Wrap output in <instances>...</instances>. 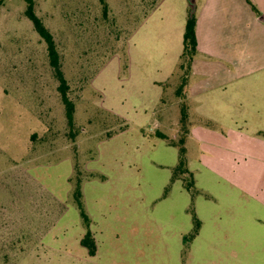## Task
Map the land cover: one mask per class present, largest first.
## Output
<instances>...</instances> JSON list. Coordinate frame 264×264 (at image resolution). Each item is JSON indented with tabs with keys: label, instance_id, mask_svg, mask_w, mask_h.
<instances>
[{
	"label": "rangeland",
	"instance_id": "obj_1",
	"mask_svg": "<svg viewBox=\"0 0 264 264\" xmlns=\"http://www.w3.org/2000/svg\"><path fill=\"white\" fill-rule=\"evenodd\" d=\"M34 1L60 54L74 127L25 1L5 0L0 264H264V231L246 228L244 196L206 207L205 233L184 243L193 230L191 209L201 220V177L215 194L224 188L201 170V147L187 139L190 123L179 115L186 102L177 94L186 22L208 0ZM255 32L239 33L244 44L231 60L264 64V39ZM219 93L237 96L211 102L218 126L264 129L263 71ZM182 137L198 174L197 195L182 180L171 183L179 161L172 144ZM79 187L89 228L75 200ZM88 230L95 256L81 244Z\"/></svg>",
	"mask_w": 264,
	"mask_h": 264
},
{
	"label": "crops",
	"instance_id": "obj_2",
	"mask_svg": "<svg viewBox=\"0 0 264 264\" xmlns=\"http://www.w3.org/2000/svg\"><path fill=\"white\" fill-rule=\"evenodd\" d=\"M223 1H206L196 15L197 54L185 88V99H182L188 105L190 132L187 139L196 140L201 147V170L204 168L210 172V178L224 182L221 193L215 194L203 186L201 177V235L207 229L202 216L206 207L221 201L229 203L226 197L232 195L247 199L244 205L246 228L257 226L264 231V129L249 133L234 126L220 127L221 122L210 112L211 108L208 109L213 106L211 102L237 96L219 92L256 72H264V64L232 61L230 55L236 45L244 44L236 39L243 30L255 32L257 29L254 34L264 39V0H225L230 6L228 13L222 8ZM251 3L258 7L260 15L255 13ZM192 163L188 159V168L199 188L198 174L191 167ZM238 167L240 171L236 172Z\"/></svg>",
	"mask_w": 264,
	"mask_h": 264
},
{
	"label": "trees",
	"instance_id": "obj_3",
	"mask_svg": "<svg viewBox=\"0 0 264 264\" xmlns=\"http://www.w3.org/2000/svg\"><path fill=\"white\" fill-rule=\"evenodd\" d=\"M4 1L5 0H0V5ZM24 1L26 3V11H25L26 17L32 22L36 32L39 34V36L42 38V40L45 42L47 46L50 65L53 68L54 75L59 82L58 88L61 95V100L65 106L67 122L69 127L73 128L75 106L68 96L69 85L62 70V62L54 36L51 33V31L45 26L41 18L37 15L35 11V1L34 0H24ZM253 8L254 10H256L255 7ZM196 23H197L196 15L190 13L188 20L186 22V28H185L184 40H183V53L180 57L181 63L179 65V68L181 70H186L182 77V83L177 90L178 97L182 99H185V93L183 90L188 85L189 77L191 75V70H192V62L197 54ZM187 122H189V113H188V105L187 103H185L182 104L181 106L180 123L185 125ZM188 134L189 132L187 131L186 135ZM159 137H161L162 139H167V137L162 134H160ZM172 146L178 147L179 161H178V165L174 169L171 183H174L177 180H182L184 188L187 191H189L192 195H197L198 191L195 186L194 176L193 173L188 168L186 138L182 137L177 144H172ZM179 175H189L191 177V181L188 184H185V179L180 178ZM81 198H82V193L79 187L75 194V200L80 210V215L84 220L86 226L89 228L90 218L85 212L83 201L81 200ZM191 213L193 219V230L190 235L184 237V243L186 246H189L190 241L193 240L199 234L201 228V221L199 220L193 209H191ZM81 244L83 247H85L88 250L90 256L96 255L97 245L90 230L87 231L85 237L81 241Z\"/></svg>",
	"mask_w": 264,
	"mask_h": 264
}]
</instances>
